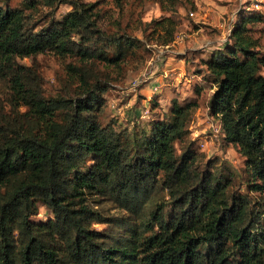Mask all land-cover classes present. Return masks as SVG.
<instances>
[{"label":"trees","instance_id":"1","mask_svg":"<svg viewBox=\"0 0 264 264\" xmlns=\"http://www.w3.org/2000/svg\"><path fill=\"white\" fill-rule=\"evenodd\" d=\"M60 1L0 4V81L11 94L0 107V264H264V46L253 31L264 13L240 9L197 71L211 80L222 136L246 158L251 196L187 141L196 101L173 100L126 138L102 123L109 81L99 66L121 69L136 43L95 2L69 0L68 13L36 30L38 3ZM155 23L172 43L178 22ZM47 51L79 61L63 93L46 95L18 61ZM39 201L53 216L35 220Z\"/></svg>","mask_w":264,"mask_h":264},{"label":"rangeland","instance_id":"2","mask_svg":"<svg viewBox=\"0 0 264 264\" xmlns=\"http://www.w3.org/2000/svg\"><path fill=\"white\" fill-rule=\"evenodd\" d=\"M79 1L95 2L102 13H115L126 34L136 43L135 48L128 52V61L121 69H107L102 64L99 66L101 73L108 74L103 80L109 81V87L103 94L102 123L112 126L126 138L129 133L146 128L152 119L163 116L169 111L173 100L182 105L196 101L198 105L193 107L191 120L187 124V141H194L193 147L202 152L205 159H213L234 185L240 184L241 191L250 194L246 185V158L240 148L226 141L222 134L219 137L215 135L216 128L222 124L209 109L211 80L206 82L202 77L205 74L200 76L197 71L205 69L200 58L208 55L211 47L219 45V38H228L231 33L229 28L233 27L240 9L254 7L255 0H175L174 3L122 0V10L117 6V0ZM5 3L17 7L22 5V0H0V4ZM72 8L69 0L60 1L54 10L38 3L34 27L41 30L51 18L59 19ZM254 8L264 13L263 6L260 10ZM165 16H171L178 22L175 39L169 45L158 40L160 29L154 30L155 22ZM105 23L109 25L113 21ZM253 31L255 35L264 37V23L253 25ZM182 33L187 36L180 41L178 35ZM114 47L110 51H114ZM18 61L37 74L46 95L63 93L72 80L75 84L72 78L74 70L69 63L79 64L76 58L47 51ZM10 97V90L0 81V107L5 106ZM184 145L186 141L176 144L177 154L181 153ZM38 203L40 212L35 220H46L53 216L43 201ZM93 226L97 229L106 227L103 223H94Z\"/></svg>","mask_w":264,"mask_h":264},{"label":"built area","instance_id":"3","mask_svg":"<svg viewBox=\"0 0 264 264\" xmlns=\"http://www.w3.org/2000/svg\"><path fill=\"white\" fill-rule=\"evenodd\" d=\"M253 1H254V0H253ZM262 6L264 7V0H255V6H254V7H256L257 9L260 10V8H261ZM229 30H230V32L232 31V26H230ZM178 36H179V37H178ZM178 36H177L178 39L181 41V40H183L187 35H186L185 33H182V34H179ZM221 133H222V125H219V127L216 128V133H215V135H216L217 137H219Z\"/></svg>","mask_w":264,"mask_h":264},{"label":"crops","instance_id":"4","mask_svg":"<svg viewBox=\"0 0 264 264\" xmlns=\"http://www.w3.org/2000/svg\"><path fill=\"white\" fill-rule=\"evenodd\" d=\"M231 1H233V0H231ZM222 39V40H221ZM226 38H219L218 39V41H220V42H218L219 43V45H221L223 42H224V40H225ZM262 42H263V44H264V37H263V39H262ZM214 47V46H213ZM213 47H211V48H213Z\"/></svg>","mask_w":264,"mask_h":264}]
</instances>
